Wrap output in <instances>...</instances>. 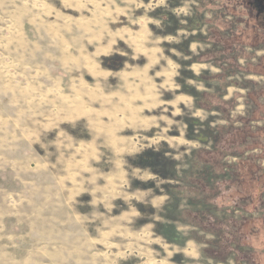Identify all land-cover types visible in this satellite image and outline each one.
<instances>
[{
  "label": "rangeland",
  "instance_id": "374dc122",
  "mask_svg": "<svg viewBox=\"0 0 264 264\" xmlns=\"http://www.w3.org/2000/svg\"><path fill=\"white\" fill-rule=\"evenodd\" d=\"M113 8L0 0V264H264V0Z\"/></svg>",
  "mask_w": 264,
  "mask_h": 264
},
{
  "label": "crops",
  "instance_id": "0c3cea01",
  "mask_svg": "<svg viewBox=\"0 0 264 264\" xmlns=\"http://www.w3.org/2000/svg\"><path fill=\"white\" fill-rule=\"evenodd\" d=\"M67 1L74 2V0H67ZM110 1H112L114 3V8H113L114 12H113V14H117V15H122L123 11L125 10V8H123L124 10H122L121 5H123L125 3L126 4H131L132 2H134V0H99V4H106V3L108 4V2H110ZM125 11L128 12L127 10H125ZM108 21L109 20H105L103 16H100L99 19L95 20L94 24L99 26L100 24H103V23L106 24ZM112 33H115V32H112ZM112 38H116V39L120 38V30H117V34H114V36H112ZM97 42H99V44H101L100 40H97ZM108 42H111V41H108ZM115 43L116 42L114 41V43L110 44L109 47L106 50H104V53L108 52L111 49V46L114 45ZM102 47H105V46H102ZM153 49H156V48L153 47ZM150 57H151V60L148 62V64H149V66H152L153 64L157 63L155 61L157 57L154 54H151ZM90 69H92V71H95L97 69V67L94 66V67H92ZM142 72L143 71H135V70H133V71H124V72H121V73H118L117 75H115L117 77V80L120 79V80H123V81H127L128 83H131V81H133V83L131 85L126 87V90L122 86H120V90H119L120 94H118V98L121 96V97H125L126 99H128L127 96H125V95H128V93L130 92L131 88L134 89L132 92H134L136 90H142L143 91L144 89H146V86L149 84V81L151 80V78L149 76L148 71H147V74H143ZM171 75H173V74L171 73ZM99 76L102 79H106L107 76H109V75H104L102 72H98V75L96 77H99ZM98 80L101 83V88H102L104 86V83L102 82V80H100V79H98ZM101 93L102 94L100 95V97L98 96V100H100L101 102H103L105 104V101L109 100L110 97L107 96V94H106L107 91H106L105 88L101 90ZM136 95H138L139 98L138 99H134V100H140L141 101L140 105L137 106V108L142 106L141 104H142V102L144 100H148L149 99V97L146 96V92H144V91L143 92H136L134 97ZM132 100L133 99L131 98L129 101H132ZM119 109L122 111L119 114H124V115H121L120 118L117 121L118 130L120 131L125 126H127L128 123L129 124H134L135 123L134 115L131 117V115L128 114L129 112H131V109H135V108L133 107V105L130 106V105L124 104L123 106L119 107ZM119 109H118V111H119ZM126 113L128 114L127 117H129V120H127V118H126Z\"/></svg>",
  "mask_w": 264,
  "mask_h": 264
},
{
  "label": "bare ground",
  "instance_id": "6f19581e",
  "mask_svg": "<svg viewBox=\"0 0 264 264\" xmlns=\"http://www.w3.org/2000/svg\"><path fill=\"white\" fill-rule=\"evenodd\" d=\"M19 123V122H18Z\"/></svg>",
  "mask_w": 264,
  "mask_h": 264
}]
</instances>
